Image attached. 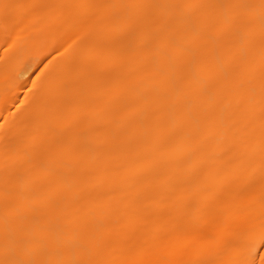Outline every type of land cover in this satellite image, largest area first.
<instances>
[{"label":"bare ground","instance_id":"1","mask_svg":"<svg viewBox=\"0 0 264 264\" xmlns=\"http://www.w3.org/2000/svg\"><path fill=\"white\" fill-rule=\"evenodd\" d=\"M0 264H264V0H0Z\"/></svg>","mask_w":264,"mask_h":264}]
</instances>
